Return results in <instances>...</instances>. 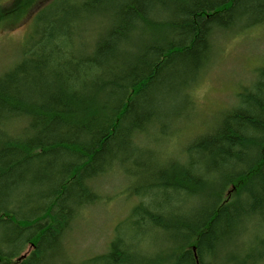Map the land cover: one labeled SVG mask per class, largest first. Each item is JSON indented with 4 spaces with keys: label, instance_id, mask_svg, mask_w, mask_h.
<instances>
[{
    "label": "trees",
    "instance_id": "trees-1",
    "mask_svg": "<svg viewBox=\"0 0 264 264\" xmlns=\"http://www.w3.org/2000/svg\"><path fill=\"white\" fill-rule=\"evenodd\" d=\"M262 23L264 0H53L0 74V264H50L116 165L139 201L83 264H131L127 240L161 234L148 264H264V66L186 160L160 166L135 140L180 126L221 33Z\"/></svg>",
    "mask_w": 264,
    "mask_h": 264
},
{
    "label": "rangeland",
    "instance_id": "rangeland-1",
    "mask_svg": "<svg viewBox=\"0 0 264 264\" xmlns=\"http://www.w3.org/2000/svg\"><path fill=\"white\" fill-rule=\"evenodd\" d=\"M52 2L0 0V74L11 70L20 61L37 30L38 17L47 13ZM263 65L264 28L245 35L231 34L220 38L215 58L194 90L195 106L184 114L185 123L177 126V139L170 138L172 140L163 143V147L168 144L169 153L180 155L178 152L181 148L197 135L204 134L222 112L236 102L241 87L249 85L255 78L256 70ZM99 185L103 201L81 214L65 242L70 258L79 264L109 251L116 227L128 217L138 202L135 196L129 194L133 184L126 175L111 174L101 179ZM155 241L163 242V239L151 235L137 240L141 254H150L149 244ZM150 247L152 252L157 250L154 246ZM166 251L161 250V254Z\"/></svg>",
    "mask_w": 264,
    "mask_h": 264
},
{
    "label": "bare ground",
    "instance_id": "bare-ground-1",
    "mask_svg": "<svg viewBox=\"0 0 264 264\" xmlns=\"http://www.w3.org/2000/svg\"><path fill=\"white\" fill-rule=\"evenodd\" d=\"M261 28H264V23H262V24H259V25H256L255 27H248L247 29H242V30H232V31H229V32H226V33H221L220 35H219V37H218V39H217V42H216V45H215V50H214V52H213V59L215 58V55H216V46H217V43H218V40H219V38H220V36H221V38L223 37H227V36H231V34H237V35H245L246 33H248V32H250V31H252V30H255V29H261ZM212 59V60H213ZM264 66V65H263ZM262 66V67H263ZM209 68V65L207 66V68L205 69V70H207ZM258 70V69H257ZM256 70V71H257ZM256 74V73H255ZM253 81V80H252ZM252 81H251V83H252ZM250 83V84H251ZM249 84V85H250ZM248 86V85H247ZM193 96H194V92H193ZM193 100H194V97L192 98ZM195 100L193 101V106H195ZM235 105V103L234 104H232V106H234ZM232 106H230V107H232ZM236 106V105H235ZM229 107V108H230ZM185 116V115H184ZM186 117V116H185ZM186 119V118H185ZM185 122V120H181L180 122H179V124L178 125H182L183 123ZM211 126H209L208 127V129H207V131L206 132H208L209 131V128H210ZM179 127H176V124H175V122H174V120L173 119H169V120H166V121H156L155 123H153V124H151V125H149L148 127H147V129L146 130H148L146 133H144V135L143 136H140V137H138V138H136L135 140H136V142H137V144H140L141 146H142V148H149L147 145H144L143 143L144 142H148L149 144H151L153 147H150V148H152L153 150H154V152H155V154H154V157L156 158L155 160H156V162H158V165H160V166H165L168 162H170L171 161V157L173 158V159H180V160H186V157H184V156H181V155H176V156H168L167 155V153H169V151H168V149H169V147H166L167 145H165V147H163V143H166V142H169L170 140H176L177 139V136H176V132H177V129H178ZM155 134L156 136H157V138L159 139V140H155V137H153L152 136V134ZM200 135H202V134H200ZM200 135H197L196 137L198 138ZM145 136L146 137H148V136H150L149 138H145ZM144 137V138H143ZM196 137H194L193 139H195ZM170 138H172V139H170ZM143 139V140H142ZM192 139V140H193ZM192 140H190V142L192 141ZM189 144V143H188ZM187 144V145H188ZM184 146L183 148H181L180 150H179V154H181V152H183L184 153V149L186 148V147H188V146ZM170 154V153H169ZM174 155V154H173ZM119 166H115L113 169H110V170H108L106 173H104V174H102V175H100L99 177H97V178H95V179H93V180H91L90 182H89V185H90V187H91V191H92V194H96L98 197H100V201L98 202H96V203H94V204H92V205H90V206H88V207H86V208H82V207H78V209H77V212H78V214H79V216L77 217V219L74 221V224H76L77 223V221H78V219L80 218V216H81V214L83 213V212H86L87 211V209H90V208H94L96 205H98L99 203H101L102 201H103V194L101 193V190H100V186L101 185H99V181L101 180V179H103L104 177H107V176H109V175H113L114 173H116V171H118L119 170V168H118ZM125 168H128V169H130L129 167H125ZM131 172H133L134 173V171H131ZM36 195L37 194H32V197H34V198H37L36 197ZM138 199V198H137ZM138 201H139V199H138ZM148 201H146V203H147ZM138 202H136V204H137ZM135 204V205H136ZM207 205H208V203H206ZM134 205V206H135ZM189 210L190 209H186L184 212H186V213H189ZM129 216V215H128ZM127 218H125L124 220H126ZM70 232H71V230L69 231V232H67L66 234H64V236L62 237V244L64 245V249H61V250H59L58 252H57V254L56 253H54V255H55V259L53 260V258H51L50 260H49V262H50V264H53V262L56 260V259H59L60 258V260H61V262H64V260H65V258H64V256H70V253H69V251H67V248H66V246H65V242H66V240L68 239V236H69V234H70ZM162 235V238H163V240L165 241V242H167L166 240L168 239V235H164V234H161ZM125 239L127 240V237H125ZM112 242V241H111ZM110 242V243H111ZM127 244L129 245H132V246H134V248L131 250V251H133V252H131V253H129V255H132L133 257H132V263L131 264H148L150 261H151V259H154V257L156 256V254H154V251L152 252L151 250H150V254H147L146 253V255L145 254H141V250H140V242H133V243H130L128 240H127ZM134 244H137V245H134ZM164 244V242H154V243H151V245H153L155 248H157V250H156V252L158 253V252H161V245H163ZM66 249V250H65ZM30 251V249H28V251L27 252H29ZM26 255H24V257H25ZM151 258V259H150ZM58 263V262H57ZM125 264H127V263H125Z\"/></svg>",
    "mask_w": 264,
    "mask_h": 264
}]
</instances>
